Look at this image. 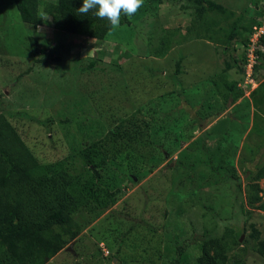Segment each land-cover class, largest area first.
I'll return each mask as SVG.
<instances>
[{
  "label": "rangeland",
  "instance_id": "rangeland-1",
  "mask_svg": "<svg viewBox=\"0 0 264 264\" xmlns=\"http://www.w3.org/2000/svg\"><path fill=\"white\" fill-rule=\"evenodd\" d=\"M253 1L142 0L98 41L56 31L43 13L55 0H41L38 27L0 0V114L41 165L82 187L86 147L129 116L143 128L109 161L113 207L82 214L79 238L44 264H177L181 244V264H196L207 238L221 239L228 264H264V210L246 194L264 165V98L243 67ZM232 24L241 29L225 47ZM31 37L47 61H34Z\"/></svg>",
  "mask_w": 264,
  "mask_h": 264
},
{
  "label": "trees",
  "instance_id": "trees-1",
  "mask_svg": "<svg viewBox=\"0 0 264 264\" xmlns=\"http://www.w3.org/2000/svg\"><path fill=\"white\" fill-rule=\"evenodd\" d=\"M40 2L13 0V5L24 23L38 27L43 25ZM81 2L55 0L45 5L43 13L51 17L56 31L105 40L115 26L110 25L107 19L94 16L91 10L86 14L79 13L77 9ZM252 15L250 28L260 24L264 7L257 5ZM125 18L126 15L122 13L118 25H124ZM240 29V25H231L224 42L225 47L231 45ZM38 41V38H30L31 55L36 63L45 62L47 60L38 58ZM55 51L49 52L50 58ZM261 56L264 57V54ZM94 65V61L90 63V67ZM254 74L257 80L260 79L256 93L264 98V68L261 64L255 66ZM226 86L228 95H231L234 85ZM74 120V117H67L56 121L69 124ZM142 131L143 128L132 115L109 128L102 140L86 147L80 156L90 166L92 173L91 178L82 187H78L63 166L41 165L7 117L0 114V264L46 263L60 253L69 241L79 238L85 223L82 214L95 215L113 207L116 192L110 189L113 175L108 176L109 161L136 145L143 137ZM207 160L210 164L209 156ZM216 172L221 171L216 168ZM261 180H264V165L256 170L247 184L246 194L249 206L259 203L264 210V187L260 186ZM182 247V244L178 246L180 258L177 264H181L185 252ZM256 251L264 258L263 241H258ZM196 264H228L226 248L221 239H204Z\"/></svg>",
  "mask_w": 264,
  "mask_h": 264
},
{
  "label": "clouds",
  "instance_id": "clouds-1",
  "mask_svg": "<svg viewBox=\"0 0 264 264\" xmlns=\"http://www.w3.org/2000/svg\"><path fill=\"white\" fill-rule=\"evenodd\" d=\"M255 2H257L260 7H264V0L253 1L252 6L255 5ZM141 3L142 0H82L80 7L77 10L81 14H86L91 10L94 16L107 19L110 25L116 26L120 21L122 13L126 16L132 15L140 7ZM253 27L250 28L245 45L249 42V38L253 33ZM261 42L264 46V36ZM261 54H264V50L258 52L260 61L255 66L261 63Z\"/></svg>",
  "mask_w": 264,
  "mask_h": 264
},
{
  "label": "built area",
  "instance_id": "built-area-1",
  "mask_svg": "<svg viewBox=\"0 0 264 264\" xmlns=\"http://www.w3.org/2000/svg\"><path fill=\"white\" fill-rule=\"evenodd\" d=\"M263 36H264V15L260 20V24L255 25L253 27V33L251 34L249 38V42L247 44L248 51L245 59L246 61L245 64L243 65V67L246 70L247 76L253 79L256 85H258V83L255 78H252V76L254 75L255 65L260 61L258 52L264 50V46L261 42Z\"/></svg>",
  "mask_w": 264,
  "mask_h": 264
}]
</instances>
